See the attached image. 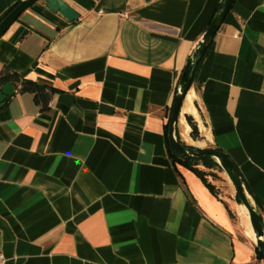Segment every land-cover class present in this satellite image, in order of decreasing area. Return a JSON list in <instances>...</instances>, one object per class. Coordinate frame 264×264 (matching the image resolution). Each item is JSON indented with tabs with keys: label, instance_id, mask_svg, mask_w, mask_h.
Segmentation results:
<instances>
[{
	"label": "crops",
	"instance_id": "1",
	"mask_svg": "<svg viewBox=\"0 0 264 264\" xmlns=\"http://www.w3.org/2000/svg\"><path fill=\"white\" fill-rule=\"evenodd\" d=\"M62 1L78 18L38 0L0 37V264L248 263L252 238L165 142L223 0ZM197 67L178 122L232 159L264 221V0H235Z\"/></svg>",
	"mask_w": 264,
	"mask_h": 264
},
{
	"label": "water",
	"instance_id": "2",
	"mask_svg": "<svg viewBox=\"0 0 264 264\" xmlns=\"http://www.w3.org/2000/svg\"><path fill=\"white\" fill-rule=\"evenodd\" d=\"M36 1L38 0H21L9 13H7L2 18V20H0V37L7 31L11 24L19 17V15ZM234 1L235 0H225L222 9L214 16L207 30L205 31L196 56L192 59H189L185 65V68L181 74V80H183L186 75H188V78L183 90L178 92L173 98L168 120V141L170 147L178 153L204 154L215 158L224 173L227 175L229 181L236 191V195L239 197L240 201L248 212L249 222L255 234V248L264 253L263 218L248 200L246 193L240 183V179L235 167L228 158L227 154L208 147L187 145L186 143L177 140L175 136V124L178 122L180 108L185 100L188 90L190 89L195 69L205 50L211 44L214 35L224 21L225 16L229 12ZM47 6L50 10L62 14L69 21L78 18V13L62 0H47ZM14 90L15 86L10 82H5L0 87V107H2L6 103V100L14 94Z\"/></svg>",
	"mask_w": 264,
	"mask_h": 264
},
{
	"label": "trees",
	"instance_id": "3",
	"mask_svg": "<svg viewBox=\"0 0 264 264\" xmlns=\"http://www.w3.org/2000/svg\"><path fill=\"white\" fill-rule=\"evenodd\" d=\"M224 2H225V0H223L220 3V5L217 7L216 13H218L222 9V7L224 5ZM209 47H210V45L205 50V52H204L201 60L198 63V66L200 65V63L202 62L204 56L208 52ZM198 48L194 51V53L192 54V57H189L188 58V60L189 59H192V58H194L196 56V54L198 52ZM188 60H187V62H188ZM196 70H195V72L193 74L192 82L194 81ZM182 72H181V74H182ZM181 74L178 76V79L176 81L174 96L178 92H181L183 90V88H184V86H185V84L187 82L188 75H186L184 77V79L181 80ZM13 75H14V73H8V74L5 73V74L0 75V83H5V82L12 81L13 80ZM192 82H191V84H192ZM46 89H48L50 91H54L51 88H47L45 85L38 84V83H36L34 81H31V80L23 79V87H22V90H28V91L35 92L36 96H38L43 90H46ZM174 96H173V98H174ZM173 98H172V102H173ZM172 102H171L170 107H169L168 115L170 114ZM185 119H186L187 123L189 124V126L191 127V134H192V136H195V134H197V126H196V124H195V122L193 120V117L190 114H187V115H185ZM168 120H169V117H168ZM168 120H167V122L165 124V142H166V149H167L168 154L170 155V157L176 158L177 160H179L183 164H185L188 168H190L192 171H194V173L196 175H198V177H200V179L204 182V184L207 186V188L213 194L217 195L218 193H217L216 187H215V185L213 183H211L208 180V176H210L211 178H213L212 175H214L213 173H214V170L215 169L221 171L222 168L220 167L219 163L215 160V158H213L210 155L190 154V153H178L177 151H175L174 149H172L170 147L169 141H168ZM208 148H211V149H214V150H218L220 152H224L220 147H218V146H216L214 144H211ZM228 158L231 160V162L233 163V165L235 167V170H236V172L238 174V177L240 179V183H241V185L243 187V190L244 191H245V189L247 190V188L245 186L244 178L241 175V172L239 171V168L237 167V165L232 161V159L229 156H228ZM235 199L238 201L239 200V197L236 195L235 196ZM254 201L256 203V205H255L256 211H258L261 214V208L259 207V203L257 202V200H254ZM255 250H256V255L259 258H264V253H262L261 251H259L257 248H255Z\"/></svg>",
	"mask_w": 264,
	"mask_h": 264
},
{
	"label": "rangeland",
	"instance_id": "4",
	"mask_svg": "<svg viewBox=\"0 0 264 264\" xmlns=\"http://www.w3.org/2000/svg\"><path fill=\"white\" fill-rule=\"evenodd\" d=\"M188 92H187V94H188ZM185 115H187V114H185ZM201 119H199V120L201 121ZM193 120H194L195 124L197 125L194 117H193ZM183 125L184 124L180 123V122H178V124L175 125L177 140H180V141L186 143L187 145H192V146L209 147L211 145V143L200 144V142L202 141V136L198 132V127H197V134H195V136H192L191 130L189 132H187V129H186V131H185V128L183 127ZM190 129H191V127H190ZM213 174H214V175H212L213 178L208 176V180L215 185L217 193L230 206V211L232 213L234 220L237 222L238 227L242 231H245L249 234V230H250L251 225L249 222L248 212L246 211V209L243 206L240 199L238 201L235 199L236 191H235L233 185L231 184L227 175L224 173V171L222 169H221V171L215 169ZM247 198H248V196H247ZM248 200L255 207V204L252 202L250 197L248 198Z\"/></svg>",
	"mask_w": 264,
	"mask_h": 264
},
{
	"label": "built area",
	"instance_id": "5",
	"mask_svg": "<svg viewBox=\"0 0 264 264\" xmlns=\"http://www.w3.org/2000/svg\"><path fill=\"white\" fill-rule=\"evenodd\" d=\"M254 245H255V240H254ZM246 264H264V258H259L257 255H254L253 258Z\"/></svg>",
	"mask_w": 264,
	"mask_h": 264
},
{
	"label": "bare ground",
	"instance_id": "6",
	"mask_svg": "<svg viewBox=\"0 0 264 264\" xmlns=\"http://www.w3.org/2000/svg\"><path fill=\"white\" fill-rule=\"evenodd\" d=\"M188 105H190V103H189V100H188ZM244 206V205H243ZM245 207V206H244ZM246 209V208H245ZM247 211V210H246ZM249 235H250V237L253 239V240H255V234H254V232H253V230H252V228L250 227V230H249Z\"/></svg>",
	"mask_w": 264,
	"mask_h": 264
}]
</instances>
